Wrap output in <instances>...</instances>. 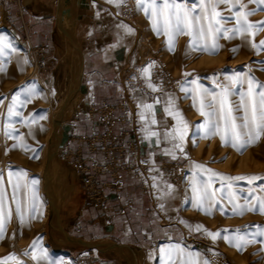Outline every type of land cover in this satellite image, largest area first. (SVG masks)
Instances as JSON below:
<instances>
[{"label": "rangeland", "instance_id": "1", "mask_svg": "<svg viewBox=\"0 0 264 264\" xmlns=\"http://www.w3.org/2000/svg\"><path fill=\"white\" fill-rule=\"evenodd\" d=\"M59 2L58 32L73 35L71 14L74 0H70L68 5L67 0H59ZM184 2L188 6L196 4L197 11H199V0H184ZM232 2L237 3L238 7L233 8ZM232 2L218 5L217 11L224 18L221 19L220 26L222 29L238 28L236 16L241 12L252 11V15L241 17L246 22L247 31H238L235 36L230 31L218 37L214 34L207 41L200 42V48L205 44L209 47L213 44L218 45L214 53L202 51L200 48L196 50L190 48L188 35L176 37L173 50L170 51L168 37L164 34L158 35L153 30L152 21L143 10L137 7V0H124L120 6L121 18L134 27L136 35V46L131 63L124 64L120 74L121 80L126 82L128 89V95L124 98H127L135 113V104L132 101L134 90L169 91L177 105L172 111L178 112L177 117L182 122L183 128L184 123L187 124L183 133L184 139L180 144L183 149V151L180 150L182 157L175 161V164L181 166L179 175L178 178L172 177L180 194L175 207L176 215L173 216L176 233L171 239L164 238L163 241L167 240V242L159 244L154 249L156 258L154 264H160L159 255L156 254L158 249L168 244H179L186 251L198 254L193 259L198 260L200 264H204L205 261L207 264H264V235H262L264 214L259 211H244L242 214H237L239 208L246 202L253 204L259 198H264V179L253 181L250 184L246 179L222 180L220 176H212V173L207 171L211 169L227 177H264V135L257 143L243 150L242 154L230 145H222L219 135L203 138L205 129L197 132V126L204 124L208 119L198 111L199 100L203 94H199L196 106H194L193 93L189 91L186 94L181 90L182 87L193 89L199 85L207 89L209 93L219 94L221 87L229 84L226 77L236 74H248L255 77L256 81L264 83V46H261L259 51L257 47H254V45L260 46V42L264 41V26L248 27V25L264 21V5L258 4L256 0H232ZM239 4H243L244 7L240 8ZM65 43L68 50L66 52L70 56L72 50L69 42ZM233 49L236 51L234 52ZM76 62L78 63L77 74ZM68 63L70 81L67 92L69 94H60L58 104L47 105L48 128L46 135L41 138V152L35 151L39 147L32 151L25 150L22 145H14L16 139L12 140L9 135L10 130L0 126V189L4 192L5 214L7 216L9 211L11 214L10 219H6L5 233L0 239V259L12 253L17 258V260L7 261V264H17V261L22 264H73L70 259L57 257L50 247L52 242L48 236L51 227L57 226L56 211L66 187L67 170L60 156L55 155L60 143V129L68 123L71 114L81 111L73 93L78 84L80 68V57L74 47L72 58ZM150 63L152 67L145 75L141 70L148 67ZM32 65L31 59L27 70L28 75L39 82L36 76L37 69L32 70ZM75 77L77 82L73 85ZM193 80L197 83L192 84ZM149 81L155 86V91L148 87ZM233 87L234 93L246 92L248 85L244 83ZM5 96L6 94L3 95L4 99ZM73 98L74 104L72 103L70 111L66 115L63 114ZM229 99L237 102L239 96L233 94ZM4 102L5 100L0 101V107ZM204 111L208 112L210 109L205 107ZM1 113L0 108V115ZM233 115L240 116L242 112L234 110ZM54 121L59 123L53 137ZM50 153L58 162L57 174L59 173L64 179L63 194L58 200L52 196V204L51 201H47L51 188L46 183L47 176L51 177L49 166H47ZM34 154L38 158H34ZM195 164L204 165V168L197 169ZM22 170L27 173V178L21 177L18 180L17 174ZM194 173H198L196 177L198 182L210 181L209 192L212 194V199L204 204L207 214L192 204L191 182ZM33 178L39 180L37 188L40 198L34 214L31 211V191L23 187L28 180ZM17 183L20 187L15 190L16 200H13V185ZM217 191L221 196H218ZM17 202L21 204L23 223L15 211ZM33 215L35 218H31ZM197 225L202 226L200 230H196ZM205 230L219 233V235L216 239H212ZM229 240L236 246H231ZM34 241H38V245L32 249ZM25 251L36 255L37 260H33L31 255H24ZM126 256L130 254L126 253ZM126 264H134L133 259H129Z\"/></svg>", "mask_w": 264, "mask_h": 264}, {"label": "crops", "instance_id": "2", "mask_svg": "<svg viewBox=\"0 0 264 264\" xmlns=\"http://www.w3.org/2000/svg\"><path fill=\"white\" fill-rule=\"evenodd\" d=\"M59 4V0H0V38L8 45L0 53V101L5 100L0 107V126L10 130V137L16 139L14 145H27V150L32 151L39 147L35 151H42L41 138L48 128L47 105L58 104L60 94L67 95L68 61L73 47L76 48L80 68L73 93L81 111L71 114L60 129L55 155L60 156L67 170L66 187L56 211L58 228L51 227L48 232L50 247L57 257L70 259L73 264H77V258L84 259L83 264H126L129 259L134 264H154V249L167 242L164 238L171 239L176 233L173 216L180 194L168 166L182 157L174 145L181 144L179 135L185 130L178 112L172 111L176 102L169 91H133L135 113L130 114L126 125L134 129L138 148L149 160V167L141 170L138 177L124 174L120 192L108 191L103 206L89 203L77 172L63 158V153L67 147L75 148L80 143L83 156L98 157V153L89 151L87 141L79 142L82 136L104 129L98 115H90L88 108L101 103L114 104L128 95L120 74L124 64L131 63L136 35L134 27L120 16L121 4L117 7L108 0H74L73 35L59 33ZM121 25L133 31L128 33ZM65 42H69L72 50L70 56ZM40 45L46 63L44 68L37 69L38 82L27 70L32 59L30 48ZM33 88L35 91L30 93ZM13 95L18 96V101H26L23 106L18 102L14 107V113L19 115L8 112ZM144 104L152 105V109L141 120L139 113L144 111ZM165 108L170 110L166 112ZM153 117L155 124L150 123ZM145 128L158 135H147ZM175 128L180 131L173 140ZM166 133L170 134L167 138ZM96 180L101 183L109 180V176L98 174ZM166 184L172 186L170 196L166 194ZM121 204H126L124 211L119 210Z\"/></svg>", "mask_w": 264, "mask_h": 264}, {"label": "snow or ice", "instance_id": "3", "mask_svg": "<svg viewBox=\"0 0 264 264\" xmlns=\"http://www.w3.org/2000/svg\"><path fill=\"white\" fill-rule=\"evenodd\" d=\"M109 3L116 4L117 7L120 6L124 0H108ZM232 2V0H199V11H197V5L193 4L188 6L184 0L178 2V0H137V7L145 12V15L152 21L153 30L157 32V34H164L168 37V48L169 50H173L174 40L176 37L180 35H188L190 37L189 47L193 50L200 48V42L207 41L210 37H213L214 34L218 37L220 34L226 32H232L233 36L236 35L238 31H247L246 22L241 19L242 16L252 15V11L241 12L236 16V22L239 25L238 28L232 29H222L220 26L221 17L220 12L217 11V7L220 4H227ZM256 2L260 5H264V0H256ZM232 7L237 8L238 5L235 2H232ZM240 8H243V4H239ZM207 21V23H205ZM260 27L264 26V21L257 22L255 25H248V27ZM121 27H126L121 25ZM128 33H131L133 30L129 27H126ZM264 46V41L260 42V46L254 45L257 47V50H260V47ZM8 45L4 44L2 38H0V53H2ZM218 48V45L213 44L211 47L204 45V47L200 48L202 51L215 52ZM235 52L236 49H233ZM27 62V61H25ZM154 63V62H153ZM152 67L150 63L148 67L142 69V73L145 75L148 74L149 68ZM2 71V69H0ZM229 81L228 85L221 87V92L219 94L209 93L207 89H203L201 86L197 85L196 88L193 89H185L182 87V91H185L187 94L189 91L193 93V101L194 106H196V100L200 93L203 94L202 98L199 100V108L200 114L202 116H207L208 119L204 124L197 126V132L201 129H205L203 138H210L212 136L219 135L222 145H230L235 148L238 152L242 154L243 150H245L248 146L257 143L262 135H264V83H260L256 81L255 77L244 74H236L231 77H226ZM192 84H196L195 80L191 81ZM247 83L248 88L247 91H237L234 93V85H243ZM148 87L152 88L153 91L156 90L155 86L148 82ZM33 89H29V92H34ZM233 94L239 96V101L234 102L229 99V97ZM20 103L23 106L26 101H18V96H12V103L8 107L9 115H19V113H14V107L17 103ZM144 111L139 113L140 119H145V112H150L152 109V105L144 104L142 105ZM205 107L209 108L210 111L205 112ZM242 112V115L235 116L233 115V111ZM165 111L168 112V108H165ZM169 115H172L169 112ZM213 117L215 119H213ZM44 117H40L43 119ZM27 124L28 122L25 121ZM151 124H155L156 120L153 117L150 121ZM187 124L184 123V129L186 130ZM144 131L147 135H158L155 132H151L150 129L145 128ZM180 129H173L172 139H177L175 133H178ZM9 135H11L9 133ZM31 135V132H29ZM170 134L166 133L165 138H167ZM184 139L183 135H179V140L182 142ZM159 142V141H158ZM25 150H27L28 146L25 145ZM174 147L179 148L183 151L180 144H175ZM34 158H38L37 155L34 154ZM175 158V156H173ZM195 168L203 169L204 165L195 164ZM207 171L212 173V176H220L222 180H240L246 179L250 184L253 181L264 179L261 176H248V177H227L222 174L213 172L211 169ZM11 176L12 173L10 172ZM18 180L21 177L27 178V173L23 170L17 174ZM194 178L191 182V189L193 193L192 204L198 210L205 211L207 214V209L204 208V204L212 199V194L209 192L210 181H197L196 177L198 173H194ZM155 180V177H153ZM38 179H30L28 180L23 187L25 189H29L31 191V211L34 214L36 212L37 203L39 201L38 196ZM20 187V184H14V194L13 200H16L15 190ZM152 187H156L155 184ZM167 191V195L172 194V186L166 184L165 185ZM229 187H231L229 185ZM160 207L163 209L164 205L161 204ZM236 208V205H234ZM17 215L20 218L21 223L24 222V217L21 213V204L17 202L16 209ZM244 211H259L261 214H264V198H259L256 203L249 204L245 203L243 206L239 208V212L237 214H242ZM10 211L5 214L4 207V192L3 189H0V239L3 238L5 233V223L6 219H10ZM31 218H35L33 215ZM182 223H187L185 221H181ZM202 226L197 225L196 230H200ZM238 231V230H237ZM206 234L212 239H216L219 233H211L205 230ZM264 235V233H262ZM227 239V237H224ZM229 244L231 246H236L233 244L231 240H229ZM38 245V241H34L31 246L32 249H35ZM242 250V248H241ZM159 255L160 264H200V262L193 257L198 254L192 253L190 251H186L179 244H168L166 246H162L158 249L156 253ZM24 255H31L33 260H37V256L32 254L29 251H25ZM9 260H17L14 253L9 254V256L0 259V264H7ZM17 264H22V262L17 261ZM207 264V261L204 262Z\"/></svg>", "mask_w": 264, "mask_h": 264}, {"label": "built area", "instance_id": "4", "mask_svg": "<svg viewBox=\"0 0 264 264\" xmlns=\"http://www.w3.org/2000/svg\"><path fill=\"white\" fill-rule=\"evenodd\" d=\"M30 53L32 67L44 68L46 58L43 45L31 47ZM132 109L127 98H122L114 104L89 106L88 113H96L104 129L88 137L82 136L79 142L87 141L89 151L98 153V157L92 154L83 156L80 143L75 148L67 147L63 153V158L77 172L88 202L95 206H103L106 203L108 191L116 194L120 192L124 174L138 177L141 170L149 167V160L138 148L134 129L126 125L130 114H134ZM180 167L175 163L168 166L171 168L172 177L178 178ZM98 174H107L109 180L98 183ZM125 207L126 204H121L119 210L124 211ZM76 262L83 264L84 259L77 258Z\"/></svg>", "mask_w": 264, "mask_h": 264}, {"label": "bare ground", "instance_id": "5", "mask_svg": "<svg viewBox=\"0 0 264 264\" xmlns=\"http://www.w3.org/2000/svg\"><path fill=\"white\" fill-rule=\"evenodd\" d=\"M75 66L77 67V68H75V71H76V74H77V72H78V63L77 62H76V65ZM34 68L35 67H32L31 69L33 70ZM76 82H77V78L75 77L74 80H73V85H75ZM68 94H69V92L67 93V95ZM73 102H74V98L72 99L71 104H68L67 105L66 110L64 111L63 114L66 115L70 111ZM58 123L59 122H57V121L55 122L54 121V125H53V128H52V132H53L52 135H53V137H54V133H55V130H56V127H57ZM47 166H49L48 167V169L50 170V173L49 174H51V177L50 176L49 177L47 176V178H46L47 179L46 180L47 181L46 182L47 183V186L49 188H51V192L48 194L47 201H51V204H52V199H51L52 196H55V198L58 200V199L61 198V196L63 194V180L64 179H63V176H60L59 175V173L57 174L58 162L54 159V155L52 153H50L48 155ZM232 167H234V166H232ZM217 193H218V196H221L220 193H219V191H217ZM55 227H56V229L58 228L57 226H55Z\"/></svg>", "mask_w": 264, "mask_h": 264}]
</instances>
